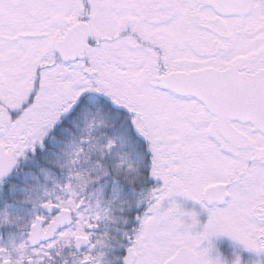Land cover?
<instances>
[{
  "label": "snow or ice",
  "instance_id": "6c2138e0",
  "mask_svg": "<svg viewBox=\"0 0 264 264\" xmlns=\"http://www.w3.org/2000/svg\"><path fill=\"white\" fill-rule=\"evenodd\" d=\"M0 216V264H264V0H0Z\"/></svg>",
  "mask_w": 264,
  "mask_h": 264
},
{
  "label": "trees",
  "instance_id": "16d2710c",
  "mask_svg": "<svg viewBox=\"0 0 264 264\" xmlns=\"http://www.w3.org/2000/svg\"><path fill=\"white\" fill-rule=\"evenodd\" d=\"M111 126V124L109 125ZM75 134L71 129L68 130V136L71 138ZM131 151V149H129ZM19 174L23 180L20 185L13 184L12 187L16 188L18 195L16 196V201L14 207L11 210L12 217L15 220L14 224L9 225L3 233L4 241L9 236L13 237V240L17 238H22L24 226L31 219L33 202L37 200L38 197L42 196L46 186L50 187V182H45L42 178L36 176L31 168L25 167V162H22L19 168ZM120 221L110 222L108 224V231L110 232L111 238L114 240L116 236L115 229L119 226ZM3 224V217L0 216V225ZM18 239V240H20ZM65 253L68 251L64 250Z\"/></svg>",
  "mask_w": 264,
  "mask_h": 264
},
{
  "label": "flooded vegetation",
  "instance_id": "af4514ba",
  "mask_svg": "<svg viewBox=\"0 0 264 264\" xmlns=\"http://www.w3.org/2000/svg\"><path fill=\"white\" fill-rule=\"evenodd\" d=\"M7 239V241H10V240H13V237L12 236H9V238H6ZM18 239H20V237L19 238H17V240L16 241H19Z\"/></svg>",
  "mask_w": 264,
  "mask_h": 264
}]
</instances>
